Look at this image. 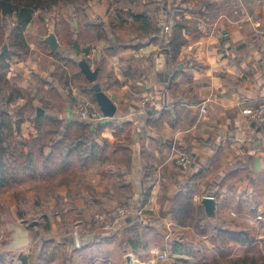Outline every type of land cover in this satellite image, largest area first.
<instances>
[{
  "label": "crops",
  "instance_id": "obj_1",
  "mask_svg": "<svg viewBox=\"0 0 264 264\" xmlns=\"http://www.w3.org/2000/svg\"><path fill=\"white\" fill-rule=\"evenodd\" d=\"M89 4L91 13L107 15L108 20L88 23L85 30L74 16L66 23L75 42L85 37L80 32L87 30L88 36L93 29L99 30L92 36L96 44L88 43L94 48L92 56L98 66L86 60L92 68L99 67L97 81L117 105V112L99 122L111 123L98 130L94 154L87 160L76 154L65 164L60 157L56 164L49 163L57 172L54 177L42 176L44 158L38 163L32 150L37 174L28 179L35 180L32 186L36 188H26L25 194L21 191L14 198L26 207L38 200L42 220L34 239L29 229H16V246H23L29 263L40 264L47 252L44 241L60 244L61 237L77 228L82 232L80 246L71 255L73 264H128L129 254L134 257L133 264H198L217 255L222 242L218 229L255 235L259 227L249 219L258 209L264 212V130L251 132L244 109L264 104V0H131V5L122 9L127 17L124 12L118 16L109 11L106 1ZM159 9L167 12L169 33L142 36L128 27L135 13L154 14ZM178 25L187 41L172 62L164 44L173 39ZM11 28L5 33L9 44ZM47 34L40 35L39 41L57 58L51 63L50 74H41L37 56L29 61L33 52L29 45L23 57L8 59L6 77L30 62L32 67L24 70L35 71L41 100L52 106L44 107L39 116L49 114L66 124L80 119L73 113L74 99L78 101L81 93L94 98L95 92L82 73L80 60L64 50L51 52ZM64 59L77 62V66ZM81 81L92 85L81 87ZM19 86L26 93L25 87ZM50 87L63 100L57 102L48 94ZM30 94L22 100L27 97L25 103L34 109L27 114L21 133L38 141L39 155L44 157L52 147L45 146L44 154L40 151L41 137L33 120L39 102ZM144 94L154 102L147 112L141 109ZM53 96L58 98L54 92ZM96 109L101 111L99 104ZM179 152L193 155L194 168L180 167L176 160ZM148 191V201L140 207L142 194ZM205 196L216 199L213 218L202 203ZM69 201L73 207L61 209L60 205ZM127 204H131L128 215L107 218L110 227L95 219L96 213L110 212V216L116 205ZM28 210H22L23 220V215L28 218L33 214ZM229 246L236 255L245 250L235 235ZM163 251L168 252L166 259L159 256ZM55 255H59L57 251Z\"/></svg>",
  "mask_w": 264,
  "mask_h": 264
},
{
  "label": "trees",
  "instance_id": "obj_2",
  "mask_svg": "<svg viewBox=\"0 0 264 264\" xmlns=\"http://www.w3.org/2000/svg\"><path fill=\"white\" fill-rule=\"evenodd\" d=\"M90 1L92 0H0V45H2L0 54V102L3 101L0 104V193L10 190L23 179L31 178L37 174L30 143L21 133L22 124L27 118L26 112L29 109L30 112L33 111L34 106L29 107L28 103H24L12 109L11 106L24 98L26 93L23 88L10 84L6 79V71L10 64L8 59L16 54L23 57L28 52L29 44L24 32L33 21L37 11L52 10L62 3H88ZM164 17L169 24L170 20L167 12H165ZM10 20H13L15 24L13 25ZM10 24L13 25L10 45H8V49H3V45L7 41L5 33ZM128 27L139 30L142 36H153L159 32L161 33V27L157 22L155 13L151 14L150 12L135 13V20ZM186 41L182 33V27L176 26L173 39L168 44H164V48L169 52L172 62L175 61L177 54L180 53L181 47ZM73 43L74 45L79 44L78 41H73ZM64 60L69 65L77 66V62L71 59ZM52 92L58 96V100L62 99L54 87L47 90V93H50L51 96H53ZM94 99L97 101L95 93ZM152 112L150 111L148 115ZM33 120L41 137L40 142L42 141L40 144L41 153L44 154L43 149L45 146L52 147L49 155H43L42 163L45 165L46 171L41 175L46 178L54 177L57 174L54 164H56L55 160L59 157L62 159V164H65L67 160L76 154L84 156L85 160L92 156L97 145L98 130L100 132L111 123L99 124L101 120L89 122L91 120L77 119L65 124L63 119L49 114L34 117ZM56 138L60 139L56 141ZM52 161L54 164L53 167H50L49 163ZM194 166L195 163L192 168ZM123 186L128 189V185L124 184ZM16 196H19V194L17 193ZM148 198L149 191L143 192L139 203L140 207L146 205ZM118 206L116 205L112 209L108 219L113 215L120 216ZM232 235H235L245 245V250L240 255H236L229 246ZM217 237L222 241L217 255L211 260L201 261L198 264H264V244L256 242L249 232L238 233L232 229H218ZM174 252H179L178 247L174 248ZM28 259H30L29 256H21L23 264H29ZM180 264L188 263L181 262Z\"/></svg>",
  "mask_w": 264,
  "mask_h": 264
},
{
  "label": "rangeland",
  "instance_id": "obj_3",
  "mask_svg": "<svg viewBox=\"0 0 264 264\" xmlns=\"http://www.w3.org/2000/svg\"><path fill=\"white\" fill-rule=\"evenodd\" d=\"M102 1L103 2L106 1V4H108V10L112 11L113 13L117 14L118 16L122 15L121 13L124 12L122 10L123 7H127V6L131 5V0H119V1H117V0H102ZM91 10H92V6L89 4V2L88 3L70 2V3L59 4L58 6L53 8L52 10L38 12L37 14H35L33 21L27 26L24 33H25L28 44L33 49L32 54L29 56V61H34L33 58H35L36 56L38 57L37 61L39 64V69L42 71L41 74H45V75L50 74V67L52 66L51 63L53 62V60H57V58L55 56L52 57V55H50L49 52H47L48 51L47 47L42 42L39 41L40 35H45L47 33L49 34L50 32H54L56 34L58 42H59V46L54 53H56L58 50L59 51L64 50L65 54H70L71 57H73L77 60H82V59L89 60L90 59L92 61V65L94 67L98 66L95 57L92 56V54H93L92 45H90L88 43L89 42L91 43L93 41L92 43L96 44L97 39L92 38V36H93V34H95V35L98 34L99 30L93 29L94 33H90L88 36H87V30L83 31V33L80 32V34H84L85 37L79 38V39L77 38V41L79 42V44L74 45V43L72 42V40H74L73 33H72L71 29L68 28V25L66 23L67 21L71 20V18H73V16H74V18H76L77 21H79L81 28L83 30H85L83 26L88 25V23L94 22V24L96 25V24H98L99 21H102V20L107 21L108 20V18L106 20L107 15L106 16H98V14H96V12L91 13ZM159 10H161V9H159ZM124 13L126 14V17H127L128 13H126V12H124ZM156 13H155V15H156ZM164 16H165V12H164ZM11 22H12V24L13 23L15 24V22L13 20ZM157 22H158V20H157ZM48 25H51V26L55 25L56 28L48 26ZM57 26H58V28H57ZM11 27H12V25L10 24V26L8 27V30ZM49 30H52V31H49ZM111 30H112V27H111ZM161 32H162V30H161ZM76 34H78V33H76ZM7 42H8V45H10L8 40H7ZM58 53L60 54V52H58ZM16 56L19 57L17 54H16ZM121 57L124 58L125 56L121 55ZM122 60L123 59H121V61ZM21 67L14 68L11 71V73L8 75V77H6L8 82L14 86L21 85V86L25 87L26 93L28 95L31 93L30 97H32L33 99H35L39 102L37 107H41L42 109H45V108L49 109L50 107H52L49 103L48 104L44 103V100H41L42 99L41 98L42 93L40 91L41 87H40L39 81H37V79H36L35 71L29 72V71L24 70L26 67L27 68L32 67L31 63L28 62L25 64V67L24 66H23V68H21ZM70 68H71V66H70ZM42 69L44 70V72ZM62 70H63V68L61 67L60 72ZM91 83H89V82L85 83V82L81 81L80 85H81V87H91V85H92ZM79 90H80V88H78V91ZM52 94H53V92H52ZM65 94L67 96V93H65ZM81 94L82 95H80L81 97L78 99V101L76 99H74V101H73V104L75 103L73 105L74 106L73 107V113L75 112L76 106L79 105V102L82 99H86L87 101H89L90 106L96 111L97 110L96 107L98 104H97L96 100L92 97V95L87 94V93H81ZM2 97H4V96H2ZM52 97L58 102L57 97H54V96H52ZM27 100H28L27 97L24 100L20 99L18 103H15L11 106L12 109L14 107H17V105L24 104L25 102H27ZM69 100H71V99H69ZM2 103H3V101L0 102V104H2ZM28 106L30 107V105H28ZM29 112H30V109H29V111L26 112V115ZM99 113L102 115V112L99 111ZM29 127L30 126H27V129H28V131L26 133L27 135L29 133ZM33 139L34 138H32V136L28 137V140L30 143V148H31V150H33L35 152L34 155L37 158L38 163H40V161L43 159V157H41L39 155L38 141L33 140ZM34 181L31 182V179L25 178L21 182H18V184L15 185L10 190L0 193V219L2 220L1 221L2 225L0 226V264H23V262L21 260V256L25 255V252H24L25 249L23 248L22 245L16 246V244H15L18 241L16 239L17 238L16 237V229L19 228L23 231H25V230L28 231V229H29L30 230L29 233L31 234L32 238L34 239V237L36 236L35 229L38 226H40L39 224H40V221L42 220V217L39 215V211L41 210V203L35 199L34 200L35 202H33L31 205L32 208H31V206L30 207H26L24 205L20 206V203L19 204L17 203L18 199L14 198L17 195V193L19 194V192H21V191H23V193L25 194L26 188L34 190L36 188V187L32 186V183H34ZM37 191H41V190L38 189ZM34 193H36V191ZM16 197H18V196H16ZM42 202L44 203V202H48V201L46 199H43ZM119 206H121V205H119ZM253 206L258 207L257 205H253ZM60 207H62L61 209L67 210V209L72 208L73 205L69 201L66 203H62L60 205ZM29 208H31V210H28ZM24 209H27L29 212H33V214H31V216L28 218H27V216L23 215L26 220H23V218H21L22 217V215H21L22 210H24ZM118 214H119V212H118ZM128 214L129 213H127V215ZM32 221H37V224L32 226L31 225ZM261 225L262 226H260L259 229L256 228L254 230V234L256 236L253 234H252V236L256 242H258V243L262 242L264 244V223ZM75 232H78L80 235V233L82 231L80 229L75 228L72 232H69L66 235H68L70 233H72L74 235ZM260 233H262V236L260 235ZM38 234H40V230H39ZM48 242H50V241H44L43 242L45 249H47V252L44 253L45 255H43V257L45 256V260L44 261L41 260L40 264H73V260H72L71 255L74 253L75 248L72 249L66 243L61 242V241H59L60 244H55V243L51 244ZM31 244H33V243H31ZM235 250L237 251L236 248H235ZM56 251L58 252L59 255H55ZM51 252H53L54 254L51 255L50 254ZM52 260H54V263H52ZM29 264H33V263L30 262Z\"/></svg>",
  "mask_w": 264,
  "mask_h": 264
},
{
  "label": "built area",
  "instance_id": "obj_4",
  "mask_svg": "<svg viewBox=\"0 0 264 264\" xmlns=\"http://www.w3.org/2000/svg\"><path fill=\"white\" fill-rule=\"evenodd\" d=\"M156 17L158 20V23L161 27L162 33H169L171 26L166 22L164 17V11L161 9L156 13ZM94 50V48H93ZM154 102L149 94H144L141 100V109L145 112L149 111L151 108H153ZM206 107L202 108L203 112H206ZM101 112V111H100ZM244 112L249 116V126L251 129V132L256 134L259 133L261 130L264 129V104L260 105L258 107H247L244 109ZM75 115L83 120H91V121H98L103 119L105 116L99 113L98 110H94L91 106L89 101L86 99H82L79 102V105L75 108ZM177 162L180 165V167L184 170H189L193 167L195 163V159L191 153L188 152H179L177 155ZM254 210L258 209L256 206H252ZM131 204H127L124 206L118 207V212L120 216L124 217L127 215V213L130 212ZM108 212H99L95 214V219L100 222H104L107 227H110V222H107L108 218ZM234 214V213H233ZM249 222L251 225L260 227L261 224L264 223V213L257 210L256 214L249 219ZM76 245L77 247L80 246L79 241V233H74ZM160 258L165 259L168 256L167 251H163L159 254Z\"/></svg>",
  "mask_w": 264,
  "mask_h": 264
},
{
  "label": "water",
  "instance_id": "obj_5",
  "mask_svg": "<svg viewBox=\"0 0 264 264\" xmlns=\"http://www.w3.org/2000/svg\"><path fill=\"white\" fill-rule=\"evenodd\" d=\"M45 41L48 43L51 52H55L57 50L59 46V42L54 32H50L46 36ZM3 49H8L7 41L3 45ZM79 65L83 73L88 78V80L93 83V88L95 90L96 98H97L98 104L104 116L108 118L114 117L117 112V105L111 99V97L103 90L102 86L97 81L98 75H99V67L92 68V66L86 59L80 60ZM182 65L183 64H181V66ZM43 113H44V110L41 107L36 108L37 116ZM202 203L205 207L207 215L211 218L215 217L216 216V199L212 196H205L203 197ZM35 224H37V221L31 222L32 226ZM60 241L66 243L72 249L76 247L75 236L72 233L61 237ZM126 260L128 264H133L134 263L133 255H130V254L127 255Z\"/></svg>",
  "mask_w": 264,
  "mask_h": 264
}]
</instances>
